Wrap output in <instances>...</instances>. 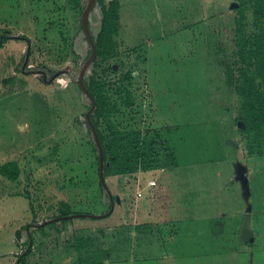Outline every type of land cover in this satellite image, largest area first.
I'll list each match as a JSON object with an SVG mask.
<instances>
[{"label":"rangeland","instance_id":"374dc122","mask_svg":"<svg viewBox=\"0 0 264 264\" xmlns=\"http://www.w3.org/2000/svg\"><path fill=\"white\" fill-rule=\"evenodd\" d=\"M101 2L90 13L94 32ZM119 2L114 54L96 77L116 81L131 71L133 102L116 120L157 131L162 143L168 136L173 148L162 145L152 169L120 175L110 166V210L86 121L90 99L76 81L90 51L81 25L87 0H0V35H8L0 45V165L19 167L15 179L0 171V264H84L79 253L96 258L120 228L131 236L128 258L113 252L96 264H264V152L242 129L227 79L229 66L238 75V1ZM170 181L207 202L173 224L129 216L140 204L156 213L168 207Z\"/></svg>","mask_w":264,"mask_h":264},{"label":"trees","instance_id":"16d2710c","mask_svg":"<svg viewBox=\"0 0 264 264\" xmlns=\"http://www.w3.org/2000/svg\"><path fill=\"white\" fill-rule=\"evenodd\" d=\"M101 2V0H98ZM235 15V53L237 55L238 75L235 76L234 69L229 66L227 79L234 83L236 92L240 98L238 119L242 122V129L253 134L258 146V153L264 152L262 140H264V0H237ZM119 0H110L108 3H100L101 19L96 32L92 31L96 43V57L92 64L91 74L84 78V82L95 99V108L91 113V120L97 130L103 152H104V177L110 166L114 167L115 173L120 175L133 174L155 168L153 165L162 145L172 147L171 140L165 137L164 143L159 141L160 134L156 131L148 135V131L132 125H123L117 121L126 112L123 106H130L133 102V93L125 80H130L131 71L121 73L116 81L107 78L96 77V68L101 60H105L114 54V35L118 32L119 25ZM253 13L252 26H248L247 11ZM8 38V35H0V45ZM90 50V49H89ZM108 80V81H106ZM116 82H119L116 84ZM121 101H118V99ZM123 120V119H122ZM104 121L109 132V141L104 143L105 134L100 123ZM75 125L80 127L81 121L75 120ZM89 127V125H88ZM90 128V127H89ZM157 146L159 148H157ZM95 150L98 148L95 145ZM99 154V153H98ZM99 157V156H98ZM140 159V160H139ZM172 163L177 165L174 157ZM110 164V165H109ZM0 171L10 179H15L19 173L17 163L12 160L0 165ZM100 184L102 185L101 181ZM115 198V197H113ZM70 210H65L63 217L69 216ZM132 226L127 230H134ZM125 229H118L115 237L116 246L113 242L107 248H98L97 257H90V250L79 253L82 263H103L105 259H111V254L116 252V258L126 260L129 253L123 246L130 244L131 236L124 235ZM125 236V237H122ZM81 238L78 239V242ZM127 240V242H126ZM124 242H126L124 244ZM81 243H78V246ZM123 251L125 253L123 254ZM27 251L20 255L22 262ZM119 254V257L118 255ZM122 254V255H120ZM111 256V257H110ZM108 257V258H107ZM18 264V263H15Z\"/></svg>","mask_w":264,"mask_h":264},{"label":"crops","instance_id":"0c3cea01","mask_svg":"<svg viewBox=\"0 0 264 264\" xmlns=\"http://www.w3.org/2000/svg\"><path fill=\"white\" fill-rule=\"evenodd\" d=\"M173 170H175V169H173ZM246 183H248V181H246ZM155 184H156V181H155ZM147 185L153 186L154 184L151 185L150 181H148ZM170 186H171V188H176V189H174V190L171 189L172 194H171L170 198L166 197V195L164 196L165 202H168L169 204L167 207L166 203L164 202L165 204H164V210L163 211H157L158 213H156L155 211H152V210L146 211V210H144L145 209V207L143 206L144 204H140V205H142V207H140V208L137 207L135 211H132L129 213V216H133L135 219L139 218V221L137 223H141V224L142 223H151L157 217H160V219L162 221H164V223L173 224V223H177L178 221H180L183 218L182 216L187 215L188 211L191 214H196L198 211H200V207L201 206L203 207V205H205V202H207V201H204L203 198L202 199L199 198L201 200V204H198V203H200V200L194 201V198L188 199V192L186 193L185 190H181L180 187H176L175 181H170ZM163 193L164 192H162V195H164ZM142 195H140V196H142ZM140 196L137 195V197H140ZM203 211H205V210H203ZM220 216H218V217H220ZM198 217L200 218V216H198ZM209 217H205V218L208 219ZM222 217H225V216L223 215Z\"/></svg>","mask_w":264,"mask_h":264},{"label":"water","instance_id":"95a60500","mask_svg":"<svg viewBox=\"0 0 264 264\" xmlns=\"http://www.w3.org/2000/svg\"><path fill=\"white\" fill-rule=\"evenodd\" d=\"M96 0H87V3L82 11V15H81V25H82V29L85 35L86 40L88 41L90 47V51H89V55L87 57V59L85 60V62L83 63V65L81 66L80 70H79V74L78 77L76 79L80 89L89 97L90 99V107L89 110L86 112V121L88 122L90 129L92 131L93 137L95 139L97 148H98V153H99V170H100V181L103 185V187L108 191V194L110 196V200H111V207L110 210L113 209L114 207V203H113V198L112 195L109 191V188L106 184L105 181V177H104V152H103V148L97 133V130L91 120V113L95 108V99L92 96L90 90L88 89V87L86 86L85 82H84V78L87 74V72L89 71V69L91 68L94 59L96 57V43L94 41L93 35H92V29L90 26V13H91V9L93 8L94 4H95Z\"/></svg>","mask_w":264,"mask_h":264},{"label":"built area","instance_id":"2783aa9c","mask_svg":"<svg viewBox=\"0 0 264 264\" xmlns=\"http://www.w3.org/2000/svg\"><path fill=\"white\" fill-rule=\"evenodd\" d=\"M90 18H91V16H90ZM150 184H151V185L155 184V181H153V180H152V181H150ZM137 195H138V196H140V195H141V192H140V191H138V192H137Z\"/></svg>","mask_w":264,"mask_h":264}]
</instances>
